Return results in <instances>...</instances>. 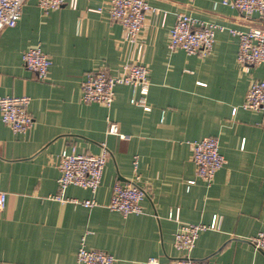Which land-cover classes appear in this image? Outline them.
Here are the masks:
<instances>
[{
	"label": "crops",
	"instance_id": "1",
	"mask_svg": "<svg viewBox=\"0 0 264 264\" xmlns=\"http://www.w3.org/2000/svg\"><path fill=\"white\" fill-rule=\"evenodd\" d=\"M147 1L158 12L146 16L141 53L108 17L106 0H78L75 9L47 13L37 0H26L18 23L0 30V96L28 95L33 117L26 133H16L0 116V190L6 192L0 264H82L76 258L81 241L111 253L113 264H166L184 255L173 245L180 223L213 219L215 227L198 234L192 258L264 264V250L251 242L264 231V112L241 107L250 81L264 79V64L244 71L236 60L238 39L228 31L264 28V21L221 0ZM98 7L101 13L93 11ZM181 12L225 27L208 55L168 48ZM38 44L52 60L45 80L21 59ZM136 60L149 69L145 105L130 101L132 87L125 84L114 87L110 107L80 101L86 72L114 74ZM111 122L129 138L108 133ZM206 136L218 139L226 159L209 183L195 176L189 144ZM102 144L108 157L97 190L69 185L56 199L59 153L97 154ZM130 180L146 192L142 212L110 210L114 183ZM83 199L96 204L77 202ZM169 210H177V220L168 218Z\"/></svg>",
	"mask_w": 264,
	"mask_h": 264
},
{
	"label": "built area",
	"instance_id": "2",
	"mask_svg": "<svg viewBox=\"0 0 264 264\" xmlns=\"http://www.w3.org/2000/svg\"><path fill=\"white\" fill-rule=\"evenodd\" d=\"M26 0H0V30L4 27L15 26L22 13V7ZM78 0H37L38 7L47 13L66 5L75 9ZM221 3L237 9L244 15L251 16L258 13L264 21V0H221ZM107 14L110 19L118 21L124 29V38L131 45H135L137 52L141 53L140 33L144 27L146 16L149 12H158L147 0H106ZM103 9H93L101 13ZM222 25L202 21L190 14L181 12L176 15L174 24L169 29L168 48L170 50L182 49L188 54L208 55L213 47L216 31L223 30ZM229 33L238 39L236 60L238 65L248 71L250 66L264 64V28L250 27L247 30L229 28ZM23 65L33 71L38 79L45 80L48 77L52 60L41 46L28 47L21 55ZM149 69L146 64L136 60L125 62L118 73L109 74L104 68L86 72L80 83V101L84 103L97 102L110 107L114 100V87L118 84L130 85L133 95L130 101L145 105V95L149 89ZM141 95L138 99L134 93ZM31 98L28 95H4L0 96V116L13 132L26 133L33 125V117L28 111ZM241 107L245 109L261 110L264 112V79H252L244 95ZM235 111V109H234ZM108 133L118 134L127 139L129 135L119 133L118 126L111 122ZM192 161L195 164V176L206 182H210L216 171L226 162L219 150V142L216 137L206 136L199 140L190 141ZM108 157V150L101 145L97 154L63 150L58 155L57 179L58 192L54 197L62 199L69 185L79 186L95 192L100 185L104 165ZM138 158L133 159L134 168L137 167ZM137 178V177H135ZM193 182V180H191ZM145 190L133 180L116 181L112 187V194L108 208L122 215L141 213V202L145 198ZM75 200V199H74ZM76 201V200H75ZM6 202V192L0 190V210ZM84 206L96 204L93 199L77 201ZM169 219H178L177 210H169ZM215 227V219L210 224L205 223H180L174 234L173 245L184 255L173 257L166 264H206L190 256L198 234L204 230ZM251 242L256 248L264 250V231H259ZM77 261L82 264H113L114 256L101 249L87 248L83 241L77 249ZM150 262L156 259L151 258Z\"/></svg>",
	"mask_w": 264,
	"mask_h": 264
}]
</instances>
